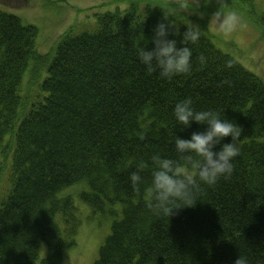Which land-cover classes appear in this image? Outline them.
Instances as JSON below:
<instances>
[{
	"label": "trees",
	"instance_id": "16d2710c",
	"mask_svg": "<svg viewBox=\"0 0 264 264\" xmlns=\"http://www.w3.org/2000/svg\"><path fill=\"white\" fill-rule=\"evenodd\" d=\"M211 2L174 12V1H133L123 12L94 14L88 29L68 27L47 54L36 49V27L0 11V264H62L78 230L65 191L79 183L92 213L113 217L93 264H235L239 256L264 264V81L201 31L187 45L186 74H149L137 55L155 48L163 16L180 32L167 38L184 47L188 25L206 28L195 15L217 10ZM225 2V11L249 20L264 40L261 11L249 1ZM25 73V82L36 81L30 94ZM187 98L196 111L219 112L242 128L240 155L229 179L202 184L195 207L168 219L147 207L144 189L153 155L178 159L176 137L207 129L177 123L174 107ZM140 160L149 168L137 193L130 175Z\"/></svg>",
	"mask_w": 264,
	"mask_h": 264
},
{
	"label": "clouds",
	"instance_id": "9594fccd",
	"mask_svg": "<svg viewBox=\"0 0 264 264\" xmlns=\"http://www.w3.org/2000/svg\"><path fill=\"white\" fill-rule=\"evenodd\" d=\"M208 0H205V6ZM176 7L173 11L187 12L190 7L200 9L201 0H174ZM217 10L212 14L210 23L216 26L219 33L229 36L242 26V19L236 11H225V0H216ZM195 14V13H193ZM163 21L156 25L152 38L155 48L151 51L140 48L137 52L140 62L151 74L159 70L162 78L172 79L174 76L186 74L191 69L192 51L187 46L200 39L198 26L190 24L183 33L181 43L184 47L177 48L176 41L168 39V35H180L172 25ZM204 63V57H199ZM230 66V65H229ZM174 116L177 123L184 128L192 122L207 125L204 132H193L190 140L176 137L174 142L178 159L162 158L159 154L151 157V183L144 192L147 196V207L154 215L170 218L181 209L193 208L197 196L201 192V185L214 186L221 177L229 179L234 171L233 161L240 155L238 142L241 140L242 128L227 119H221L220 113L212 110L196 111L191 98L176 103ZM231 137V143L222 141ZM140 140L145 135H140ZM219 151H214L217 146ZM149 168L148 162L140 160L136 163V171L130 175L134 191H141L143 183L141 173ZM235 264H247V260L239 256Z\"/></svg>",
	"mask_w": 264,
	"mask_h": 264
},
{
	"label": "rangeland",
	"instance_id": "374dc122",
	"mask_svg": "<svg viewBox=\"0 0 264 264\" xmlns=\"http://www.w3.org/2000/svg\"><path fill=\"white\" fill-rule=\"evenodd\" d=\"M66 1V3H60ZM132 1V2H129ZM133 1H174V0H0V11L13 14L27 25H33L38 30L36 49L40 54L51 52L56 40L68 27L73 26L77 31L88 29L94 24V14H103L127 9L126 5ZM203 1V0H201ZM212 1V2H211ZM208 0L214 5L216 3ZM249 1L258 11L264 14V0H225ZM195 15L199 22L206 21L203 33L212 36L216 47L230 55L246 70L264 81V40L249 20L241 17L242 26L229 36L219 33L214 24L210 23L212 14ZM88 24V27L81 24ZM196 25V24H194ZM198 26V25H196ZM206 30V31H203ZM27 74L22 77L25 82ZM31 77L25 83V90L30 94L36 88V81ZM87 191L85 183H79L65 191L76 208L78 230L75 236V245L65 252L62 264H93L98 256L99 247L110 233L113 217L107 213H92L90 208L81 200L80 195ZM118 210L119 206L112 207ZM46 254V246L40 247V257Z\"/></svg>",
	"mask_w": 264,
	"mask_h": 264
}]
</instances>
